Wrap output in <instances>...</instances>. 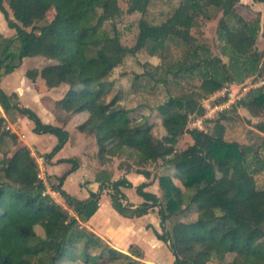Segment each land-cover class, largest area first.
Masks as SVG:
<instances>
[{
	"label": "trees",
	"instance_id": "16d2710c",
	"mask_svg": "<svg viewBox=\"0 0 264 264\" xmlns=\"http://www.w3.org/2000/svg\"><path fill=\"white\" fill-rule=\"evenodd\" d=\"M126 1L124 12L118 0H0V13L13 32L8 38L0 33V80L24 59H40L43 65L27 69L25 78L34 87L43 79L48 91L66 86L56 102L59 123L87 114L78 130L94 144L95 161L89 158L90 168L98 169L92 171L97 191L89 190L85 199H78L62 189L66 175L81 162L72 158L71 170L51 187L65 208L45 195L37 164L28 148L5 129V120L28 115L36 132L57 138L53 151L42 155L46 162L63 148L69 134L63 126L41 123L20 106L16 93L6 94L0 88V109L6 117L0 116V142L9 140L12 149L0 157V264H101L98 260L151 264L144 261L142 247L130 244L124 253L83 226L98 211L103 193L123 218L157 215L160 228L154 224L149 228L172 254L171 264H264V188H257L255 182L264 160L258 148L226 140L223 113L206 121L212 124L207 130L187 127L190 116L205 115L202 100L228 86L242 87L253 77L264 80V49L258 47L260 18L246 20L239 15L236 7L241 0H180L164 21L151 24L146 20L151 0ZM251 3L264 5V0ZM51 9L52 20L36 26ZM124 13L140 15L132 47L120 44L113 24ZM205 21H216L219 55L212 53L204 39ZM106 22L111 23L110 30L104 28ZM176 40L184 43L183 53L167 62L165 45ZM109 41L117 43L116 50L106 49ZM14 44L17 52L12 50ZM141 50L160 59L159 65L149 66L157 76L143 73L154 82L179 85L184 78L195 80L194 91L169 97L157 107L166 130L161 139L151 134L147 120L130 117V111L119 104V94L109 96L112 71ZM225 101L220 97L215 104ZM235 107L251 118L264 116L263 87L249 92ZM255 128L264 133V121ZM184 134L193 143L176 151L177 139ZM206 136L209 145L202 147L199 139ZM125 153L136 158L134 164L119 163L113 169L110 163ZM150 164L158 170L157 178L146 167ZM171 171L182 188L174 183ZM132 172L146 181L134 186L126 177ZM155 179L160 195L148 190ZM221 179L225 184L215 189ZM131 188L141 198L139 204L130 202L123 192ZM192 207L197 211L194 220L178 219ZM37 226L43 236L35 232Z\"/></svg>",
	"mask_w": 264,
	"mask_h": 264
},
{
	"label": "rangeland",
	"instance_id": "374dc122",
	"mask_svg": "<svg viewBox=\"0 0 264 264\" xmlns=\"http://www.w3.org/2000/svg\"><path fill=\"white\" fill-rule=\"evenodd\" d=\"M180 0H151L148 13L146 15V20L151 24H159L164 21L170 12L178 5ZM119 5L125 12L126 10V0H118ZM236 11L246 20H251L253 18L259 17L261 20V36L258 40V47L264 49V5H254L251 3V0H241V3L236 7ZM54 16V10H50L46 14V18L36 23V26H42L48 21H51ZM9 17H11L9 13ZM140 18L139 14H126L124 13L121 17L116 18L114 25L120 36V44L126 47H132L135 43L136 34H137V23ZM106 30L111 29V23L106 22L104 24ZM216 21L203 22L202 23V32L204 34V39L210 50L214 55H219L218 42L216 41L215 36ZM195 32V30L193 31ZM0 33L4 37H10L13 34L4 21L0 13ZM106 49L114 51L117 49V43L115 42H106ZM14 52H17L18 45L14 44L12 47ZM184 50V43L176 40L168 42L165 45L164 58L167 62H173L179 59ZM40 59H26L18 65L14 66L8 72H6L0 80V88L6 94L17 93L18 102L21 107L29 110L35 119H38L43 124H52L55 125L54 118L58 120L61 119L60 112L58 110L56 101L61 98L60 91H62L66 86L60 87L54 92H48L44 83V80L41 79L36 86V89H27L25 84H22L24 79V72L32 68L33 66L43 65V63H38ZM160 64V59L157 57H150L145 50H141L133 56H127L124 59V62L120 67H117L112 71L108 80L112 83L110 90V95L119 94V104L124 108H127L130 111V117L139 121L147 120V123L151 125V134L161 139L166 136V130L162 126V115L159 113L157 107L164 103L169 97L177 96L188 91L195 90V80L183 79L180 80L179 85L177 81H168L167 84L161 85L160 83L154 82L151 76L143 75L144 72H150L153 76L157 74L149 68V66H155ZM108 81V82H109ZM241 85H232L228 86L227 89L229 92L233 93L234 98L224 103L217 104L218 107L222 109H215L216 101L224 95L223 92L216 93L215 95L208 97L202 100V105L205 108V115L203 117L190 116L187 127L189 129L197 128L201 130H207L212 126L211 123H206V121L216 119L219 114L223 113L227 119L223 121L225 130L224 135L225 139L228 141H238L243 144H249L254 149L258 148L260 152V158L264 160V133L256 130L255 124L257 122L264 121V116L261 115L259 118H251L249 114L242 108L235 107L236 102L241 98L245 97L249 92L258 87H263L264 89V80L256 79L255 77L246 81V83ZM24 88V93L19 92V88ZM60 90V91H59ZM85 116L87 114L82 113ZM78 115V114H77ZM84 115L75 116L72 119V125L69 124L65 129L72 138V144H76L80 139L81 133L78 130V126L82 123ZM0 116L4 117L3 112L0 110ZM21 123L20 128L23 132L25 139L23 144L28 148L31 146L35 151L28 149L29 157L33 160L38 167L37 173L42 178V181L46 187L45 195L50 196L57 204L63 206L65 205L60 199L59 194L55 192L51 187L52 185L57 184V179L65 175L68 171L71 170L72 163L70 159L73 156L66 157L64 160L57 162L58 158H61V150H59L52 158L51 162L47 164V171H45V160L42 157L43 154H49L57 146L58 140L55 136L50 134H40L34 130L35 122L33 119L29 118L28 115H20ZM138 121V122H139ZM8 125V124H7ZM6 125V126H7ZM6 130L10 131L5 127ZM19 139V138H18ZM22 144L20 141H18ZM210 138L208 136L201 137L199 139V145L202 147H208ZM193 143V139L188 135L184 134L183 136L177 139V144L175 145L176 151H181L187 148ZM11 142L6 140L5 142H0V157L3 153L12 152ZM85 147V152L89 158L94 160V144L87 141ZM38 151V152H36ZM65 153V149L63 150ZM62 151V153H63ZM67 152H71L70 150ZM41 153V154H40ZM92 155V156H91ZM63 157V154H62ZM136 158L134 156H129L127 153L122 154L119 157H116L112 164L113 169H116L119 163L126 165L134 164ZM96 164V163H95ZM124 167V165H123ZM150 173L154 175L155 178L158 177V170L155 169L153 164L146 166ZM78 168L66 175L63 181V190L78 199H84L88 196V191L90 189L97 191L98 186H96L93 181V168L97 172V168L87 169L85 167ZM135 170V168H134ZM93 171V172H92ZM166 172L162 170L161 172ZM48 172L49 177L46 175ZM123 173V171H121ZM171 176L173 177L174 183L182 188L180 181L174 177V171H171ZM130 175L134 184H139L140 179L135 172H132ZM142 182L146 181L145 178H142ZM256 186L259 189L264 188V167L263 169L255 175ZM225 184L224 180L221 179L220 183L215 186V189L223 187ZM95 186L97 187L95 189ZM149 191L157 193L160 195L157 179L154 180L153 184L148 188ZM51 193V195L48 194ZM123 192L127 196L128 200L134 204H139L142 200L136 195L134 189H123ZM100 206L98 213L92 217V219L83 225L87 230L96 233L98 236L107 241L111 246L115 248L124 247L129 242L137 243L139 247H143L145 250V259L146 262H151L156 264H171L172 263V254L167 249V246L158 241L151 228L149 226L154 224L157 229H159L158 218L156 214L147 216L145 218H134L127 219L118 215L110 206V198L107 194H102L99 201ZM197 215L195 207L189 209L184 215L180 216L178 219L184 222L194 220ZM177 219V220H178ZM35 232L39 236H43V231L40 227H35ZM158 243H157V242ZM127 249H124L123 252L127 253ZM227 260H231V256H228ZM101 264H107V262L98 260ZM63 264H75V263H65ZM113 264H119V261ZM209 264H221L217 262H212Z\"/></svg>",
	"mask_w": 264,
	"mask_h": 264
},
{
	"label": "crops",
	"instance_id": "0c3cea01",
	"mask_svg": "<svg viewBox=\"0 0 264 264\" xmlns=\"http://www.w3.org/2000/svg\"><path fill=\"white\" fill-rule=\"evenodd\" d=\"M24 61H26V59H24ZM24 74H25V72H24ZM22 84H25L26 86H25V88H27V89H31V88H33V89H36V86L34 87L32 84H31V82H29L26 78H25V76H24V79L22 80ZM63 85H61V86H59L58 88H56V89H53V90H50V91H48V92H54V91H57L58 89H61L60 87H62ZM65 86V85H64ZM65 90H66V87L62 90V91H60L59 93H60V96L62 97L63 96V93L65 92ZM19 92L21 93V94H23L24 93V88H22V87H20L19 88ZM16 93V92H15ZM17 94V93H16ZM17 97H18V95H17ZM60 99V98H59ZM58 99V100H59ZM57 100V101H58ZM56 101V102H57ZM1 110V109H0ZM2 111V110H1ZM82 113H84V112H82ZM82 113H79L80 115H84V114H82ZM78 114V115H79ZM4 115V114H3ZM77 114L76 115H74V116H71L68 120H67V122L64 124V125H62V124H60L59 123V120L55 117L54 118V120H55V125H59V126H63L64 127V129H66L67 128V126H69V124L73 127V125H72V119L75 117V116H78ZM86 117L87 116H85L84 115V119L82 120V122L86 119ZM4 118L6 119V117H5V115H4ZM20 123H21V119H20V116H16V118H15V120L14 121H9V120H5V124L7 125L6 127H7V129H9L10 130V132L11 133H13V134H15L16 136H17V138H19L18 139V141H20L22 144H23V140L25 139V136H24V134H23V132L21 131V128H20ZM77 134H80V139L77 141V143L76 144H72V138H71V135H69V139H68V141L66 142V144L63 146V150L65 149L66 151H65V153H64V151L63 150H61V152H60V154H61V158H58L56 161L58 162L59 160H61V159H65L66 157H69L70 155L71 156H73L72 158H75V157H78V158H80V165L77 167V169L78 168H82L83 170H84V168L83 167H85V168H87V169H91L90 167V163H92L90 160H89V157L87 156V154H86V152H85V147H84V149H83V146H86V143H87V139H86V137L82 134V133H79V132H77ZM24 145V144H23ZM28 149H31V150H33V151H35L31 146H28ZM71 151V152H67V151ZM62 151H63V153H62ZM36 152H38V151H36ZM41 154V153H40ZM62 154H63V157H62ZM66 156V157H65ZM51 162V160L50 161H47V162H45V165H44V167H45V171H47V164L48 163H50ZM93 164V163H92ZM131 173H128V174H126V177L129 179V181H131V183L134 185V186H136V184H134L133 183V181H132V179H131V176L132 175H130ZM48 177H49V174H48V172H47V174H46ZM138 175V178L140 179V182H139V184L140 183H142V179L140 178V177H142L141 175H139V174H137ZM93 177V176H92ZM143 178V177H142ZM143 182H145V181H143ZM64 184V183H63ZM96 184V183H95ZM138 185V184H137ZM96 186H98L97 184H96ZM95 186V189L97 188ZM62 189H63V187H62ZM91 191H95V190H92V189H90ZM105 194V193H104ZM85 199V198H84ZM134 204V203H133ZM136 205V204H135ZM99 206H100V203H99ZM99 210V209H98ZM98 213V211L94 214V216L96 215ZM93 216V217H94ZM147 216H150V215H147ZM147 216H144V217H141V218H145V217H147ZM92 219V218H91ZM90 219V220H91ZM89 220V221H90ZM96 234V233H95ZM97 235V234H96ZM100 237V236H99ZM157 242V241H156ZM158 243V242H157ZM130 244H136L137 245V243H134V242H129V243H127L124 247H121V248H116L117 250H120V251H122L123 252V250L124 249H127L128 248V246L130 245ZM112 247H114V246H112ZM115 248V247H114ZM143 248V247H142ZM151 263V262H150ZM152 264H154V263H152Z\"/></svg>",
	"mask_w": 264,
	"mask_h": 264
},
{
	"label": "built area",
	"instance_id": "2783aa9c",
	"mask_svg": "<svg viewBox=\"0 0 264 264\" xmlns=\"http://www.w3.org/2000/svg\"><path fill=\"white\" fill-rule=\"evenodd\" d=\"M221 92H223L224 95H226V96H223V97L226 98V101L228 100V103H229V101H231V100L234 98V96H235L233 93L229 92V90H228L227 88H224ZM221 92H220V93H221ZM226 101H225V102H226ZM222 107H225V106H220V107H218V106L216 105L215 109H222ZM38 178H39L40 180H42V178L40 177L39 174H38ZM44 194H45V193H44ZM48 194L51 195V193H49V192H48Z\"/></svg>",
	"mask_w": 264,
	"mask_h": 264
}]
</instances>
